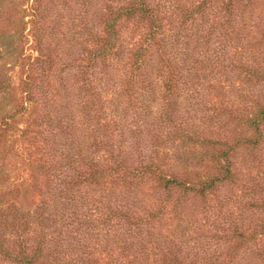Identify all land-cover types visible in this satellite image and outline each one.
<instances>
[{"label": "trees", "instance_id": "trees-1", "mask_svg": "<svg viewBox=\"0 0 264 264\" xmlns=\"http://www.w3.org/2000/svg\"><path fill=\"white\" fill-rule=\"evenodd\" d=\"M8 1L0 32L22 47L21 96L8 111L15 87L0 73V264H225L222 249L238 264L254 252L264 180L242 171L264 148L260 4Z\"/></svg>", "mask_w": 264, "mask_h": 264}, {"label": "rangeland", "instance_id": "rangeland-1", "mask_svg": "<svg viewBox=\"0 0 264 264\" xmlns=\"http://www.w3.org/2000/svg\"><path fill=\"white\" fill-rule=\"evenodd\" d=\"M171 3H177L179 1L180 4L184 3L186 6L189 3V0H169ZM197 1V0H195ZM32 0H10L6 3V7L16 5L17 10L19 11H27L29 6L31 5ZM256 4H260L262 10L260 14V19H255L256 21H263L264 22V0H256ZM26 18L25 20H27ZM261 29L264 31V26L261 27ZM259 34L255 32V29L252 28L251 30V38H253L254 41H258L260 37H258ZM28 46H31V42L28 43L25 48L27 50ZM22 47L18 46L17 44V33L12 27H8V29H4L0 32V73L7 78H11L14 83V90L13 92L6 96L4 99V103L7 106L8 111H12L15 108V105L18 103L19 98L21 96L20 90L17 87L19 83V78L21 77L20 72H19V67L17 64H14V59L15 54L21 50ZM33 48V46H31ZM213 48V47H212ZM261 47H259L260 49ZM246 49V48H244ZM261 50V49H260ZM30 55L35 57L37 53L33 52L32 50L28 51ZM236 82L239 83L238 80ZM250 86V85H249ZM238 87V86H237ZM241 89L243 90L244 93H254V89H249L248 85L240 84ZM225 89H229V87L224 86ZM256 92L264 93V83L258 88H256ZM21 127V126H20ZM18 136L14 135L12 139H17ZM18 142L21 144V141L18 140ZM262 152L260 153V160L259 163H256L253 165V168L247 171H242L245 174H248L245 179H252L253 181L257 182H262L264 180V148H262ZM252 164H249V166ZM13 178V177H12ZM27 179V174L26 172H20V174L12 180H16L15 182H20L23 180ZM264 198L263 196H258L255 198V200L258 203H261L262 199ZM236 212V210H234ZM226 212V211H224ZM223 212V213H224ZM224 214H222V229L227 230V223L225 220L226 217H223ZM259 218V219H258ZM256 224H260L264 220V216H256L252 218V222L254 223V220ZM252 223V224H253ZM253 225L250 227L252 228ZM259 238V237H258ZM260 241L258 242V245H254L253 251H247L245 255H243L242 258L237 260L238 264H264V235H261L259 238ZM233 242L227 244V245H232ZM223 247V246H222ZM259 250V252L256 254V250ZM225 250L222 249V258L225 261V264L229 262L228 255H225ZM251 262V263H249Z\"/></svg>", "mask_w": 264, "mask_h": 264}]
</instances>
